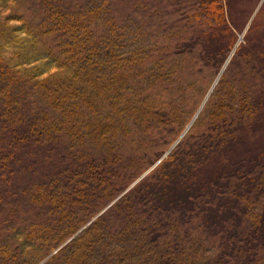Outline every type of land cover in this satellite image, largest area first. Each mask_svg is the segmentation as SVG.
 <instances>
[{"label": "trees", "instance_id": "16d2710c", "mask_svg": "<svg viewBox=\"0 0 264 264\" xmlns=\"http://www.w3.org/2000/svg\"><path fill=\"white\" fill-rule=\"evenodd\" d=\"M236 3L0 0V264H264Z\"/></svg>", "mask_w": 264, "mask_h": 264}, {"label": "rangeland", "instance_id": "374dc122", "mask_svg": "<svg viewBox=\"0 0 264 264\" xmlns=\"http://www.w3.org/2000/svg\"><path fill=\"white\" fill-rule=\"evenodd\" d=\"M236 10L235 12L227 10L228 16L231 19V17L236 18L237 20L242 21L241 27L243 26L244 22L248 20L247 26L243 30H236L235 37L237 38V43L235 45V49L239 47L242 43L245 44V39L247 36V33L249 32V29L251 26H253L252 34H250V38H261L264 34V0H238V3H236L235 6ZM234 11V10H233ZM238 22V21H237ZM257 39V40H258ZM234 52V51H233ZM232 52V54H233ZM231 54V55H232ZM231 58V56H230ZM262 118V117H261ZM260 127L262 125L258 124ZM250 147H255L256 153L260 151L259 147H262L264 143V137L261 139L255 138L251 139L250 141ZM241 145H238L237 148L239 149L240 153L245 150L244 147H241Z\"/></svg>", "mask_w": 264, "mask_h": 264}]
</instances>
